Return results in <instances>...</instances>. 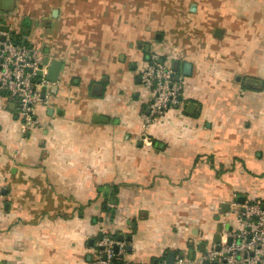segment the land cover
Masks as SVG:
<instances>
[{"label": "crops", "instance_id": "crops-1", "mask_svg": "<svg viewBox=\"0 0 264 264\" xmlns=\"http://www.w3.org/2000/svg\"><path fill=\"white\" fill-rule=\"evenodd\" d=\"M0 25L62 63L35 127L0 92V264H96L113 233L127 263L196 257L264 201V0H0ZM153 53L185 106L145 125Z\"/></svg>", "mask_w": 264, "mask_h": 264}, {"label": "built area", "instance_id": "built-area-1", "mask_svg": "<svg viewBox=\"0 0 264 264\" xmlns=\"http://www.w3.org/2000/svg\"><path fill=\"white\" fill-rule=\"evenodd\" d=\"M0 34L6 36L4 41L0 40V92L16 102L25 125L35 127L36 107L44 99L42 88L49 83L42 58L29 44L15 42L10 32L0 31ZM40 70L44 73L42 77L38 75ZM140 76L149 97L150 111L145 115V125L161 118L169 109L185 106L184 80L178 76L172 60L153 53ZM241 205L239 227L230 233L231 242L214 243L193 258L179 254L173 262L163 258L138 264H203L205 259L209 264H215L216 259L218 264H264V201ZM98 244L101 252L96 264H131L120 260L126 246L124 240L108 234L103 235Z\"/></svg>", "mask_w": 264, "mask_h": 264}, {"label": "water", "instance_id": "water-1", "mask_svg": "<svg viewBox=\"0 0 264 264\" xmlns=\"http://www.w3.org/2000/svg\"><path fill=\"white\" fill-rule=\"evenodd\" d=\"M57 12H58V10L55 9L53 11V14L55 15ZM24 24L27 25V26L29 25V23H27L26 21H24ZM0 31L10 32V33L12 32V31H10V27L8 25H0ZM24 31L25 32H28L27 29H24ZM222 33H223V29L222 28H217L215 30V36L216 37H221L222 36ZM5 39H6V36L3 35V34H0V40L4 41ZM139 46L141 47L142 46V43H140ZM149 50H150V45L147 44L146 45V51L148 52ZM48 63H49V57L47 56V57H45V59L43 61V65L44 66H48V71L45 74V78L49 82L56 83L58 81V78H59V74H60V69H61L62 63H61L60 60H52L49 64ZM178 66H179V62L178 61H175L174 62V68H175L176 71H178ZM43 74L44 73L41 70L38 72V75L40 77H42ZM47 90H48V86L47 85H44L43 88H42V98H45L46 93H47ZM192 106H193L192 103L188 105L189 108L192 107ZM103 118L106 119V117H103L101 115H96V117H95V119L96 120H99V121L103 120ZM238 200H240L241 203H244L245 202V197L244 196H239L238 197ZM222 229H223L222 227L219 228V233L217 234V237H216L217 243L221 242V232H222ZM127 238H128V240H130L131 239V236H128ZM118 239L124 240V235H118ZM229 242H231V239H229ZM201 247H202V250H204L205 243H202ZM101 248H103V247H101ZM114 249L116 251L118 250L117 245H115ZM183 254L184 253H181V255H183ZM193 254H194L193 251H190V257L191 258L193 257ZM174 256H175V252H171L170 253V258H169L170 259V262H173ZM214 262H215V264H218L219 263V260L216 259ZM203 264H209V261L207 259H205L203 261Z\"/></svg>", "mask_w": 264, "mask_h": 264}, {"label": "trees", "instance_id": "trees-1", "mask_svg": "<svg viewBox=\"0 0 264 264\" xmlns=\"http://www.w3.org/2000/svg\"><path fill=\"white\" fill-rule=\"evenodd\" d=\"M11 37L13 38V40L15 42H19V43H26L28 44V41L24 39V34L22 32H16V31H12L11 32ZM149 54V52H145V56L147 57ZM117 206H118V199L114 198V199H110V200H106L104 202V210L108 213L111 214V217H113L115 214H116V210H117ZM111 236L113 237H118V234L116 233H113V234H110ZM175 252V255H179V251H174ZM167 253H165L163 256L159 257V258H156L154 259L153 262H156L157 260H160V259H163V258H167L166 256ZM175 258V257H174Z\"/></svg>", "mask_w": 264, "mask_h": 264}]
</instances>
